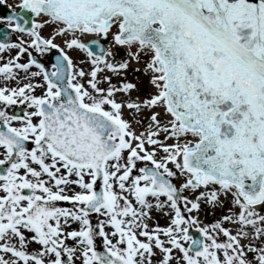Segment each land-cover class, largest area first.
Instances as JSON below:
<instances>
[{
  "label": "snow or ice",
  "instance_id": "6c2138e0",
  "mask_svg": "<svg viewBox=\"0 0 264 264\" xmlns=\"http://www.w3.org/2000/svg\"><path fill=\"white\" fill-rule=\"evenodd\" d=\"M16 7L0 264H264V0Z\"/></svg>",
  "mask_w": 264,
  "mask_h": 264
},
{
  "label": "bare ground",
  "instance_id": "6f19581e",
  "mask_svg": "<svg viewBox=\"0 0 264 264\" xmlns=\"http://www.w3.org/2000/svg\"><path fill=\"white\" fill-rule=\"evenodd\" d=\"M5 1H8L12 7L9 8L8 6H5L4 4H0V16H4L6 15L7 12H10V11L21 12V10L18 7H16L19 3V0H5ZM24 15L30 18V14L24 13ZM159 221H162L163 223L165 222L163 218H161Z\"/></svg>",
  "mask_w": 264,
  "mask_h": 264
},
{
  "label": "rangeland",
  "instance_id": "374dc122",
  "mask_svg": "<svg viewBox=\"0 0 264 264\" xmlns=\"http://www.w3.org/2000/svg\"><path fill=\"white\" fill-rule=\"evenodd\" d=\"M5 6H8V5H11L8 1H5V4H4ZM2 24H0V26H1ZM15 39H16V35H15ZM14 39V40H15ZM218 213H219V210H217L216 211V215H218ZM215 214H210V216L208 217V218H205V214H203L202 213V215H201V219L205 222V223H209V222H212L213 220H212V218L213 219H215V218H217L218 216H215ZM165 223V222H164ZM163 222L161 223V224H164Z\"/></svg>",
  "mask_w": 264,
  "mask_h": 264
},
{
  "label": "water",
  "instance_id": "95a60500",
  "mask_svg": "<svg viewBox=\"0 0 264 264\" xmlns=\"http://www.w3.org/2000/svg\"><path fill=\"white\" fill-rule=\"evenodd\" d=\"M11 12L12 11L8 12L7 14H10ZM25 18L27 19L28 17L25 16ZM3 32H7V30H6L5 27H3V28L0 29V33H3ZM9 35H10V33H9ZM0 38H2V36H0ZM10 38H11V36H10ZM193 235L194 236H198V233H193Z\"/></svg>",
  "mask_w": 264,
  "mask_h": 264
}]
</instances>
